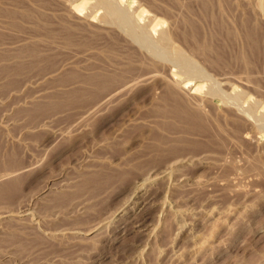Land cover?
<instances>
[{
    "label": "rangeland",
    "instance_id": "374dc122",
    "mask_svg": "<svg viewBox=\"0 0 264 264\" xmlns=\"http://www.w3.org/2000/svg\"><path fill=\"white\" fill-rule=\"evenodd\" d=\"M81 1L0 0V264H264V0Z\"/></svg>",
    "mask_w": 264,
    "mask_h": 264
},
{
    "label": "bare ground",
    "instance_id": "6f19581e",
    "mask_svg": "<svg viewBox=\"0 0 264 264\" xmlns=\"http://www.w3.org/2000/svg\"><path fill=\"white\" fill-rule=\"evenodd\" d=\"M104 1H106V0H104ZM104 1L101 0L100 2H104ZM107 1H109V0H107ZM107 1H106V2H107ZM110 1H111V0H110ZM115 1H116V0H115ZM115 1H113V2H115ZM84 2H85V0H82L81 2L77 3L75 6H76L77 8H80V7H82V5H83ZM100 2H99V3H100ZM106 2H105V3H106ZM109 3H110V4H109ZM102 4H103V6H104V3H102ZM117 4H118V5H117ZM117 4H116V5L119 6V3H117ZM106 5H107V6L109 5L110 7L108 6V7H109V8H108ZM99 6H100V5H99ZM105 6L107 7V9H109V11H108V15H109L110 17H112V18H110V19H113L112 21H114V18L119 17V16H118V15H119V14H118V11H119V13H120V12H121V11H120L121 9L117 11V9L114 8V7H116V6L112 5L111 2H107V4H105ZM112 6H114V7H112ZM106 7H105V8H106ZM121 8H122V7H121ZM107 9H105V10L107 11ZM134 9H135V8H134ZM122 10H124V12H125V9H124V8H123ZM124 12H123V13H124ZM123 13H122V14H123ZM120 14H121V13H120ZM123 15H124V14H123ZM123 15H121V16H123ZM121 16H120V17H121ZM127 16H128V18H129L128 21H129V24H130V16H129V15H127ZM131 16H132V15H131ZM113 17H114V18H113ZM125 17H126V15H125ZM106 18H107V17H106ZM120 19H121V18H119V20H118L119 22H120V21H123V19H122V20H120ZM126 19H127V18H126ZM126 19L124 18V20H126ZM135 19H136V18H135ZM116 20H117V19H116ZM136 21H137V20H136ZM114 22H116V21H114ZM124 22L128 24V22H126V21H124ZM133 22H134V21H132V23H133ZM137 22H138V21H137ZM120 23H123V22H120ZM135 23H136V22H135ZM123 24H124V23H123ZM135 25H136V24H135ZM127 26H128V25H127ZM132 26H133V27H136V26H134V24H133ZM132 26H130V27L133 29ZM142 26H144V25H142ZM128 28H129V26H128ZM136 28H137V27H136ZM136 28H134L133 30H132V29H130V30L128 29V30L131 31V32H132V31L135 32V31L137 30ZM139 28H140V27H139ZM139 28H138V29H139ZM141 28H142V27H141ZM135 29H136V30H135ZM138 31H140V30H138ZM138 31H136V32H138ZM131 32H129V33H131ZM134 32L132 33V35H133V34H134V35L136 34V33H134ZM142 32H143V30H142ZM142 32H141V34H142ZM139 33H140V32H139ZM143 33H144V32H143ZM146 33H148V32H146ZM141 34H140V35H141ZM134 35H133V36H134ZM164 35H165V32H164ZM137 37H140V36H137ZM137 37L135 36L136 39H138ZM157 38H158V37H157ZM155 39H156V38H155ZM160 39H161V38H160ZM153 41H154V40H153ZM157 41H158V40H157ZM165 41H166V40H165ZM148 43H149V42H148ZM148 43L146 42V44H148ZM149 44H150V43H149ZM149 44H148V45H149ZM157 50H159V49H157ZM188 83H189V81H188ZM199 86H200V85H196V88H198ZM233 98H234V97H233ZM250 111L252 112V110H250ZM12 171H13V173L15 172V170H12ZM12 171H11V172H12ZM2 172H3V174L6 173L4 176H6V175L8 174L7 176H9V177L6 179V178L3 176V174H0L1 178H5V179H6V180H2V179H0V185L3 184L2 186H0V193L4 191V189H2V188L12 186V185L14 184L13 181H14V179H15V178H12V175H13V174H10V173H11L10 170H9L10 173L7 172L6 170H5V171L2 170ZM2 172H1V173H2ZM4 172H5V173H4ZM19 172H20V171H19ZM16 173H17V172H16ZM16 173H15L14 175H16ZM9 174H10V175H9ZM1 180H2V181H1ZM20 198H21V197H20ZM11 201H12V200H11ZM24 207H25V206H24ZM7 210H8V209H7ZM7 210H6V211H7ZM19 210H20V209H19ZM9 211H10V210H9ZM7 213H8V211H7Z\"/></svg>",
    "mask_w": 264,
    "mask_h": 264
}]
</instances>
